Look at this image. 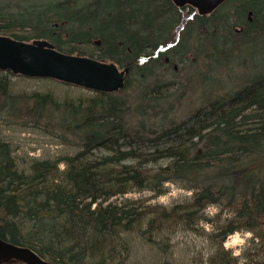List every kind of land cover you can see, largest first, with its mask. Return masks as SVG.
Masks as SVG:
<instances>
[{
    "label": "trees",
    "instance_id": "obj_1",
    "mask_svg": "<svg viewBox=\"0 0 264 264\" xmlns=\"http://www.w3.org/2000/svg\"><path fill=\"white\" fill-rule=\"evenodd\" d=\"M54 1H16L23 7L17 14L6 18L0 12V36L46 40L60 52L129 70L118 90L92 91L93 96L75 101L40 92L14 94L7 76L14 74L0 71L5 119L30 121L79 147L75 155L58 160L33 159L25 172L0 139V238L32 249L52 264H120L115 259L128 251L127 235L154 238L176 228L191 229L214 205L232 210L233 218L221 228L219 252L211 264H224L222 242L237 231L252 232L263 243V70L234 94L184 120L144 106L156 109L154 101L167 95L163 84L147 87L151 72L202 52L204 37L211 53L225 54L222 48L229 40L234 48L238 42L248 50L255 47L256 54L249 52L263 69L264 0H226L206 15L189 7V23L183 8L171 0ZM227 4L231 12L222 20L217 14ZM222 21L225 35L220 33ZM196 29L206 33L193 48L189 40ZM135 82L140 102L130 104L125 93ZM59 164L65 166L63 172ZM167 183L192 191L190 199L145 212L128 200L113 201L135 191L160 196Z\"/></svg>",
    "mask_w": 264,
    "mask_h": 264
},
{
    "label": "rangeland",
    "instance_id": "obj_2",
    "mask_svg": "<svg viewBox=\"0 0 264 264\" xmlns=\"http://www.w3.org/2000/svg\"><path fill=\"white\" fill-rule=\"evenodd\" d=\"M16 1L18 0H0V12L6 18H10V14L21 9L15 3ZM32 1L27 0V3ZM40 2L49 4V0H39ZM230 12V6L227 4L217 14V17H222L224 20L223 15H229ZM192 13L189 7L183 8L185 22H190ZM224 24L225 21L219 24L221 35H225L226 32ZM236 28H239V25H236ZM205 33L204 29H196L194 37L189 40L190 46L198 48V36H205ZM173 37L175 42L179 40L177 34ZM234 39L238 41V37ZM206 40L207 37H204L200 41L205 46L202 52L195 50L181 61L170 62L167 67L159 66L151 72L152 78L146 83L147 87L152 88L160 83L166 86L164 89L168 90L164 99L154 101L156 109L145 103L144 107L148 112L168 110L169 118L187 119L202 106L217 99H225L227 95L234 94L252 81L253 77L262 70L264 72L258 59H255L256 55L251 54L255 52V47L248 50L239 47L238 42L236 48L232 45L230 48L228 45H223L222 50L225 54L223 51L211 53ZM224 47H227L228 51ZM257 47L256 44V50H259ZM7 76L14 94L40 92L51 94L59 101H75L93 96L92 91L52 79L27 78L21 75ZM132 85V88L129 87L125 94L130 104H138L140 85L138 82ZM0 139L10 145L18 169L25 172H28V166L33 159L54 161L63 156H73L79 150L75 143H66L47 129L35 126L30 121L7 120L4 117L0 118ZM58 168L61 170L64 165L59 164ZM191 195L192 191L169 183L166 184V193L160 196H155L149 191H135L122 197H115L113 201L128 200L137 209L145 212L156 206L171 208L175 204L187 201ZM214 207L215 210L212 212L205 210L202 220L191 229L182 227L164 231L159 235L155 234L154 241L147 239L148 234L131 233L127 235L125 246L128 251H120L122 257L120 259L116 257V259L124 261L123 264H211V257L219 252L221 228L233 218L232 210ZM220 254L224 258V264H234L232 259H235L236 264L262 263L264 242L254 240L252 232L237 231L224 239ZM12 262L14 260H2L0 264H11ZM12 264L18 263L16 261Z\"/></svg>",
    "mask_w": 264,
    "mask_h": 264
},
{
    "label": "water",
    "instance_id": "obj_3",
    "mask_svg": "<svg viewBox=\"0 0 264 264\" xmlns=\"http://www.w3.org/2000/svg\"><path fill=\"white\" fill-rule=\"evenodd\" d=\"M225 0H171L177 8L190 6L199 15L214 11ZM0 70L29 78L53 79L93 91L113 92L123 86L128 70L113 63L57 51L46 40L24 42L0 36ZM47 264L32 249L0 238V261Z\"/></svg>",
    "mask_w": 264,
    "mask_h": 264
},
{
    "label": "bare ground",
    "instance_id": "obj_4",
    "mask_svg": "<svg viewBox=\"0 0 264 264\" xmlns=\"http://www.w3.org/2000/svg\"><path fill=\"white\" fill-rule=\"evenodd\" d=\"M21 6V9L20 10H22V5H20ZM20 10H16L15 11V13L17 14ZM27 22V21H26ZM29 22V21H28ZM27 24V23H26ZM227 43V45L229 46V48L231 47V42H230V40L228 41V42H226ZM256 44L258 45V49H260V44H261V41H260V38L257 40V42H256ZM259 51V50H258ZM77 56H79V55H77ZM84 57V56H83ZM127 70H129V68H126ZM1 71V70H0ZM22 76V75H21ZM25 77V76H24ZM27 78H29V77H27ZM9 80V79H8ZM53 80V79H52ZM55 81H57V80H55ZM58 82H61V81H58ZM9 83H10V81H9ZM62 83H64V82H62ZM65 84H68V83H65ZM69 85H72V84H69ZM73 86H76V85H73ZM77 87H80V86H77ZM81 88H83V87H81ZM83 89H85V88H83ZM3 116H4V113H2V112H0V118H3ZM64 168H65V166H64ZM64 168L63 169H61V170H59V172H63L64 171ZM167 184H169V183H167ZM165 187H166V184H165ZM152 236H150V235H148L147 236V239H149V240H152ZM153 240H154V238H153ZM19 246H21V245H19ZM22 247H25V246H22ZM36 253V252H35ZM37 254V253H36ZM38 255V254H37ZM128 256V255H127ZM122 257V256H121ZM41 259H44V258H42V257H40ZM126 259V258H125ZM45 260V259H44ZM117 260V259H116ZM46 262H47V264H52V263H50L49 261H47V260H45ZM115 262H119L120 264H123L124 263V261H120V260H117V261H115Z\"/></svg>",
    "mask_w": 264,
    "mask_h": 264
},
{
    "label": "clouds",
    "instance_id": "obj_5",
    "mask_svg": "<svg viewBox=\"0 0 264 264\" xmlns=\"http://www.w3.org/2000/svg\"><path fill=\"white\" fill-rule=\"evenodd\" d=\"M214 210H215V207L213 205L208 206V208L206 209V211L208 212H212Z\"/></svg>",
    "mask_w": 264,
    "mask_h": 264
}]
</instances>
